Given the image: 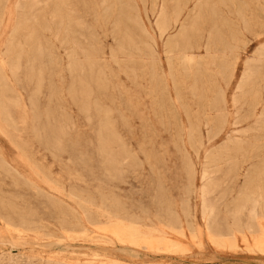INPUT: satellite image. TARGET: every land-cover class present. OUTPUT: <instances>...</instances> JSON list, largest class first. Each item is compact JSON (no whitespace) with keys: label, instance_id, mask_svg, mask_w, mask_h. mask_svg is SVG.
<instances>
[{"label":"rangeland","instance_id":"374dc122","mask_svg":"<svg viewBox=\"0 0 264 264\" xmlns=\"http://www.w3.org/2000/svg\"><path fill=\"white\" fill-rule=\"evenodd\" d=\"M201 2L0 0V61L8 47L20 56L0 85L11 122L0 109V264H264V202L245 205L239 219L232 210L248 172L261 165V175H249L264 179V128L256 125L264 103V0ZM163 4L183 7L177 26L194 22L182 41L168 44L177 26L159 34ZM188 52L197 58L191 71L179 57ZM214 153L221 159L208 165L218 183L205 197L218 211L210 233L201 173ZM263 179L252 191L264 198ZM70 192L92 206L84 209ZM101 205L119 218L100 217ZM80 213L91 228L74 224ZM20 216L37 229L5 223L18 225Z\"/></svg>","mask_w":264,"mask_h":264},{"label":"bare ground","instance_id":"6f19581e","mask_svg":"<svg viewBox=\"0 0 264 264\" xmlns=\"http://www.w3.org/2000/svg\"><path fill=\"white\" fill-rule=\"evenodd\" d=\"M219 1V0H218ZM229 1V0H228ZM242 1V0H241ZM145 2V1H144ZM181 2V1H180ZM201 2V0H199V3ZM204 2V1H203ZM223 2V1H222ZM226 2V1H225ZM75 3V2H74ZM128 3V2H127ZM147 3V2H146ZM175 3V2H174ZM202 3V2H201ZM211 4V3H210ZM227 4V3H226ZM136 5V4H135ZM198 5H200V4H198ZM221 5H223V4H221ZM81 6V5H80ZM204 6V5H203ZM210 6V5H209ZM212 6V5H211ZM147 7V6H146ZM145 7V8H146ZM157 7V6H156ZM137 8V7H136ZM173 8V7H172ZM199 8V7H198ZM206 8V7H205ZM217 8V7H216ZM196 9V8H195ZM204 9V8H203ZM209 9V8H208ZM263 9V8H262ZM146 10V9H145ZM20 11V10H19ZM182 11H183V7L182 6H178V7H176V8H174V11H169L168 10V8L163 4L162 6H161V8H160V10L158 11V16H157V19H156V22H155V25L157 26V29H158V31H159V34L161 35V36H163V35H166L172 28H174V27H176L177 26V24H178V21H179V17H180V15H181V13H182ZM60 12V9H59V7H56V9H55V11H54V13L55 14H57L58 15V13ZM191 12V11H190ZM201 12V11H200ZM131 13V12H130ZM137 13V12H136ZM154 13V12H153ZM184 13V12H183ZM212 13V12H211ZM138 14V13H137ZM146 14V13H145ZM197 14V13H196ZM196 14H194V15H196ZM57 15H55V16H57ZM33 16H34V14H33ZM130 16V15H129ZM146 16V15H145ZM182 16V15H181ZM59 16H57V18H58ZM136 17H138V16H136ZM187 17V16H186ZM189 17V16H188ZM218 17V16H217ZM61 19V23H63V16H61L60 17ZM192 18V17H191ZM140 19V18H139ZM141 20V19H140ZM138 21V20H137ZM201 21V20H200ZM229 21V20H228ZM190 22V21H189ZM223 22V21H222ZM192 24H190V23H188V21L187 22H184V21H181L180 22V25H178L177 26V32L174 34V35H172V36H170L169 37V39H168V44H170V43H173V42H177V41H182V38H184V35H185V33H189V29H192V27L194 26V22H191ZM228 23V22H227ZM197 24V23H196ZM201 24V23H200ZM198 25V24H197ZM72 26V21L71 20H69L68 21V24L66 25V27H65V29L66 30H71L70 29V27ZM141 26V30L142 31H144V32H146V29H145V27L141 24L140 25ZM28 26H27V24H21L20 25V27L19 28H27ZM237 27H239V26H237ZM212 28V27H211ZM73 29V28H72ZM235 31V30H234ZM197 32V31H196ZM72 33H73V31H72ZM234 34H235V32H234ZM238 34V33H237ZM222 35V34H221ZM232 36H233V34H232ZM223 37V36H222ZM26 38H27V42H29L30 40H32L33 38H34V32L33 31H30V32H28L27 34H26ZM92 38V37H91ZM191 38V37H190ZM215 38V37H214ZM225 39V38H224ZM74 40V39H73ZM13 41V40H12ZM145 43H146V40H145ZM198 43V42H197ZM146 44H148V42L146 43ZM149 45V44H148ZM151 45V44H150ZM180 45V44H179ZM188 46V45H187ZM186 46V47H187ZM36 47L38 48V49H40V45L39 44H36ZM151 47V46H150ZM173 47V46H172ZM175 47V46H174ZM179 48V47H178ZM185 48V47H184ZM217 48H219V47H217ZM112 49V48H111ZM151 49V48H150ZM175 49V48H174ZM214 49V48H213ZM154 50V49H153ZM187 50V49H186ZM263 50V49H262ZM152 51V50H151ZM149 52V51H148ZM152 52H154V51H152ZM175 52V51H174ZM262 51H260V53H261ZM225 53V52H224ZM262 54V53H261ZM169 55V54H168ZM221 55V54H220ZM224 55V54H223ZM151 56V55H150ZM216 56V55H215ZM36 57V56H35ZM176 57H178V56H176ZM175 57V58H176ZM180 61H183V65H185L186 66V68H187V70H190V69H192L193 67V65L195 64H193V61H194V59H195V55L193 54V53H183V54H181L180 56ZM260 57V56H259ZM19 58H20V56H19V54L18 53H16L15 52V50H14V47H8V50H7V54H6V59H5V57L4 58H1V61H0V85H1V87H3V84H2V81L4 80V74H5V68H9L10 70H14V69H17L18 68V66H19ZM172 58V57H171ZM211 58V57H210ZM177 59V58H176ZM197 59V58H196ZM196 59H195V62H196ZM235 59V58H234ZM35 60V59H34ZM263 60V59H262ZM74 61H75V59L72 57L71 59H70V64H69V67L70 68H73L74 66H75V64H74ZM87 61H88V63H94V58L93 57H91V56H89L88 58H87ZM117 62V61H116ZM178 62V61H177ZM258 62H260V61H258ZM168 64H169V74L170 75H173L174 73L172 72V67H173V65L171 66V61H170V58L168 59ZM177 65V64H176ZM183 67V66H182ZM181 67V68H182ZM150 69H151V77L152 78H155V79H160V74H159V72H157L155 69H154V67H150ZM195 69V68H194ZM203 69V68H202ZM205 69V68H204ZM217 70V69H216ZM218 70H220V69H218ZM178 71V70H177ZM191 71V70H190ZM196 71V70H195ZM194 71V72H195ZM183 72V71H182ZM173 73V74H172ZM204 73V72H203ZM184 74V73H183ZM208 74V73H207ZM206 74V75H207ZM192 75V74H191ZM263 75V74H262ZM223 76V75H222ZM229 76V75H228ZM244 77H243V80H245V79H247L248 77H249V75L247 74V72L246 73H244V75H243ZM252 76V75H251ZM194 77V76H193ZM207 77V76H206ZM39 78V80H40V76L38 77ZM190 78V77H189ZM204 78V77H203ZM208 79V78H207ZM162 80H165L164 79V76H163V78H162ZM200 82V81H199ZM211 82V81H210ZM243 82V81H242ZM242 82H240V83H242ZM244 83V82H243ZM242 83V84H243ZM259 83V82H258ZM198 82H197V80H194L193 81V83H192V85H191V88L194 90V91H197L198 90ZM201 84V83H200ZM212 84V83H211ZM175 85H176V83H175ZM240 85V84H239ZM201 86V85H200ZM205 86V85H204ZM242 86L243 85H240V88H242ZM253 86V85H252ZM190 87V86H189ZM249 87V86H248ZM180 88V87H179ZM252 88V87H251ZM247 89V88H246ZM201 90V89H200ZM242 91V90H241ZM199 92V91H198ZM245 92V91H244ZM191 93V92H190ZM243 93V92H242ZM235 95V94H234ZM170 98V97H169ZM197 98V97H196ZM254 98V97H253ZM237 100V99H236ZM244 102H245V100H244ZM185 105V104H184ZM188 105V104H187ZM23 107H24V105H23ZM201 107H203V106H201ZM200 107V108H201ZM185 108V107H184ZM204 108V107H203ZM240 108V107H239ZM0 109H2L1 111H2V116L4 117V119H3V121H4V123L6 124V125H11V122H10V114L5 110V107H4V105L3 104H1V102H0ZM249 110V109H248ZM254 111V110H253ZM250 112V111H249ZM225 113H227V112H225ZM217 114V113H216ZM242 114V113H241ZM261 115V117H257V120H256V125L258 126V127H261V128H264V103H263V108H262V110H261V113H260ZM203 115V114H202ZM239 115V114H238ZM205 116V115H204ZM242 116V115H241ZM247 117V116H246ZM218 119V118H217ZM251 119V118H250ZM198 120V119H197ZM227 120V119H226ZM215 121V120H214ZM244 121V120H243ZM245 122V121H244ZM208 123V122H207ZM216 126V125H215ZM256 127V126H255ZM195 128V127H194ZM193 128V129H194ZM211 128V127H210ZM0 129H2V126H1V123H0ZM190 129V128H189ZM210 130V129H209ZM261 131V130H260ZM191 132H192V130H191ZM190 133V132H189ZM232 134V133H231ZM253 134V133H252ZM259 134V133H258ZM262 135V134H261ZM235 136V135H234ZM244 136V135H243ZM192 137V136H191ZM238 137V136H237ZM203 138V137H202ZM230 138V137H229ZM216 139V138H215ZM231 139V138H230ZM209 140V139H208ZM246 141H248V140H246ZM260 142V141H259ZM227 143V142H226ZM242 144V143H241ZM257 145V144H256ZM239 146V145H238ZM242 147V146H241ZM256 147V146H255ZM258 147V146H257ZM230 148V147H229ZM213 149V148H212ZM229 150V149H228ZM254 150V149H253ZM264 150V149H263ZM208 153V152H207ZM211 153V152H210ZM213 153V152H212ZM248 153V152H247ZM253 153V152H252ZM219 154V153H218ZM255 155V154H254ZM229 156V155H228ZM260 156V155H259ZM233 157V156H232ZM244 157H246V156H244ZM256 157V156H255ZM217 159H219V161H216ZM220 156H218V155H215V153L214 154H210V155H207L206 156V161H205V166H204V168L202 169V173H201V178L204 180H206V182H205V185L202 187V189H201V197H202V215H203V218H205L206 219V225H207V229H208V232H210V233H212V229L214 228V225H215V220H216V218H217V213H216V209H214L212 206H210L207 202H206V200H205V197H206V195H208V194H210V193H212V191L213 190H215L217 187H218V183L216 182V181H214L213 180V178H211L209 175H210V173H211V170H210V167L208 166L209 164H211V163H215V161L216 162H220ZM229 159H231L230 157H229ZM247 159V158H246ZM226 160V159H225ZM229 163V162H228ZM232 163V162H231ZM217 164V163H216ZM222 164V163H221ZM257 166H258V164H257ZM215 167V166H214ZM218 167V166H217ZM236 167V166H235ZM187 168H188V171H189V173H191V175L193 174V169H192V166L191 165H188L187 166ZM213 168V167H212ZM232 169V168H231ZM238 169H240V168H238ZM34 170L36 171V172H39V170L36 168V167H34ZM239 171V170H238ZM263 172V166H258L257 168H255V170H253V171H251V172H248L247 173V178H246V182H245V185H244V187H243V190L240 192L241 194H240V196L238 197V198H236V200L235 201H233L232 202V206H233V212H234V215H235V219H239V216H240V214H241V212L244 210V206L245 205H247V204H257V205H261V204H263V202H264V198L262 197L263 195H262V193H261V190H256V189H262V183H260L259 181H262L261 179H263L262 178V176H250L249 174H254V173H262ZM259 174H257V175H259ZM261 175V174H260ZM227 177H232V179H235L233 176H227ZM236 178H237V176H236ZM43 179L44 180H47V181H49L50 179L49 178H47V177H44L43 176ZM258 181L257 183H255V191H252V186H253V184H254V181ZM264 180V179H263ZM235 182V181H234ZM234 184V183H233ZM55 188H60V186H58V185H55L54 186ZM64 190V189H63ZM257 194V195H256ZM257 196V197H254V196ZM69 196L72 198V199H74L75 201H79L78 202V204H80L81 205V207H83L84 209L85 208H89V207H91L92 206V202H89V201H82L81 199H80V197H78V195L77 194H75V193H73V192H70L69 193ZM77 199V200H76ZM56 201V200H55ZM51 202H54V200H51ZM84 205V206H83ZM96 209V208H95ZM262 211H263V207H262V209H261ZM260 210V211H261ZM97 213L100 215V217L101 216H103V217H105L106 219H108V220H114V219H118L119 218V216L118 215H116V214H114L110 209H108L106 206H98V208H97ZM228 211V210H227ZM231 211V210H230ZM229 211V212H230ZM261 211V214H262V217L261 218H264V215H263V213L264 212H262ZM91 212V211H90ZM95 212V211H94ZM218 212V211H217ZM228 212V213H229ZM258 212H259V210H258ZM258 212H257V210L256 209H253L252 210V220L254 221V222H256V220H258V215L260 214V212H259V214H258ZM247 215V214H246ZM84 216H86L85 214H82V213H80L79 214V218H78V220L74 223V224H76V225H78V226H82V227H84V228H91V227H87V226H85V224H84V226H83V218H85ZM233 216V215H232ZM20 223L18 224V225H16L15 223H13L10 219H5V223L8 225V227H11V228H13V229H15V230H17V231H25V230H35V229H37V225H36V220H34V219H31V218H26L25 216H20ZM104 219V218H103ZM105 219V220H106ZM92 218H90V220H88L89 221V223H91L93 226H95L94 224H95V221L93 220ZM105 220H104V222H105ZM247 220H248V218H247ZM122 221V220H121ZM246 221V220H245ZM234 223V222H233ZM236 223V222H235ZM234 223V224H235ZM263 222H261V224H262ZM130 224V223H129ZM239 224H240V222H239ZM239 224H238V226H239ZM76 225H72V226H76ZM232 225V224H231ZM6 226V225H5ZM120 226H123V225H120ZM235 225H233L232 227H234ZM190 227H191V229H192V231L193 232H195L196 230H195V227H194V225L193 224H190ZM250 228H252V230H251V233L252 234H254L256 231H257V228H256V225H253L252 227L250 226ZM105 229V228H104ZM62 230H64V231H68L69 230V228H67L66 226H62ZM112 230V229H111ZM124 231V229L123 228H121V229H116V230H114V234L115 235H119V234H121L122 232ZM128 231H131V232H133V233H138V230H136L135 229V226L134 225H130L129 226V230ZM109 232V231H108ZM260 232V231H259ZM237 233V232H236ZM257 236L259 235V233L258 234H256ZM255 235V236H256ZM260 235H262V233H260ZM264 235V234H263ZM219 236V235H218ZM222 236V235H221ZM224 236V235H223ZM245 237V236H244ZM259 237V236H258ZM220 239V238H219ZM260 239V238H259ZM255 240V239H254ZM261 241H263V239L261 238ZM254 243V242H253ZM256 244V243H255ZM259 244H260V242H259ZM262 250V249H261ZM262 252V251H261ZM19 264V263H18Z\"/></svg>","mask_w":264,"mask_h":264},{"label":"crops","instance_id":"0c3cea01","mask_svg":"<svg viewBox=\"0 0 264 264\" xmlns=\"http://www.w3.org/2000/svg\"><path fill=\"white\" fill-rule=\"evenodd\" d=\"M235 1V0H234ZM235 32V31H234ZM234 32H233V36L235 37V36H237V32H235V34H234Z\"/></svg>","mask_w":264,"mask_h":264}]
</instances>
